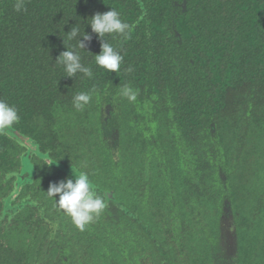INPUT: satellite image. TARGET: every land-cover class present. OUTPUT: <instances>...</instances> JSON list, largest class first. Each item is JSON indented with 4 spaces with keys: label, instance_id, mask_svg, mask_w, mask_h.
I'll list each match as a JSON object with an SVG mask.
<instances>
[{
    "label": "trees",
    "instance_id": "16d2710c",
    "mask_svg": "<svg viewBox=\"0 0 264 264\" xmlns=\"http://www.w3.org/2000/svg\"><path fill=\"white\" fill-rule=\"evenodd\" d=\"M14 3L15 0H0V99L18 108L24 130L34 136L39 135L42 120L48 124L59 121L61 131L83 122V112L74 109L72 97L89 90L92 82L96 85L101 72L94 63L101 41L87 24L96 13L115 8L129 23L126 38L106 39L123 56L125 83L141 84L143 93L145 84L157 85L155 92L164 107H169L171 99L176 109L180 108L187 84L182 78L183 70L191 59L196 76L200 68L205 69L206 76H214L217 72L211 69L218 68L224 56L219 54L217 42L235 45L234 71L218 72L228 77L223 83L229 89L228 96L232 95L228 101L232 100L236 110L234 121L219 120L225 157L229 160L231 154L234 156L235 167L226 176L230 186L222 188L217 163L206 158L197 171L202 183V189L198 188L196 181L181 169L176 136L169 137L172 144L168 173L172 174L178 195L175 214L180 221V232L175 230V223L172 230L186 258H190L189 264H264V161L258 153L260 144H248L243 134L251 129L261 137L264 132V123L254 121L261 103V86L250 92L245 86L248 73H252L250 67L264 68L262 4L254 0H26L27 11L17 13ZM79 22L81 30L85 28L92 36L90 42H85L87 51H81L83 61L92 66V79L64 76L63 68L55 63L66 50L61 35L66 37L64 32ZM129 67L131 72L126 71ZM109 82L113 83L111 79ZM169 120L166 113L161 131L168 127ZM230 127L236 129V135L226 140L223 133ZM49 137L52 141L56 138L53 134ZM68 143L60 140L52 146L62 148ZM61 151L68 157V152ZM190 207L197 213L188 224L185 211ZM12 261L9 249H0V264H13Z\"/></svg>",
    "mask_w": 264,
    "mask_h": 264
},
{
    "label": "flooded vegetation",
    "instance_id": "af4514ba",
    "mask_svg": "<svg viewBox=\"0 0 264 264\" xmlns=\"http://www.w3.org/2000/svg\"><path fill=\"white\" fill-rule=\"evenodd\" d=\"M254 1L264 7V0ZM216 47L219 54L224 53L218 68L211 69L216 75L206 76L200 68L196 76L193 59L185 66L186 92L178 109L171 99L169 107H164L155 92L157 85L145 84L143 93L141 84L125 83L122 67L118 74L100 68L96 85L92 82L89 87L96 92L83 111V122L61 131L59 121L48 124L42 120L39 135L34 136L19 119L9 134L0 132V249H9L13 264H189L172 230L175 223L180 232V221L175 214L178 195L168 173L172 144L168 139L176 136L181 169L198 188L202 189V183L197 171L206 158L217 163L222 188L230 186L226 176L235 167L234 156L225 157L219 120L234 121L236 110L223 83L228 77L218 72L234 71L237 48L222 42ZM249 71L245 85L249 92L261 86L254 121L264 123V73H260L264 68L258 65ZM125 85L138 91L135 102L118 95ZM166 113L170 120L161 131ZM49 134L56 136L54 141ZM243 134L248 144H260L258 153L264 161V132L261 137L251 129ZM223 135L226 140L235 138L236 129L230 127ZM60 140L69 145L52 146ZM73 169L87 172L100 194L111 193L105 209L83 231L46 193L52 182L72 176ZM196 213L187 208L188 224Z\"/></svg>",
    "mask_w": 264,
    "mask_h": 264
},
{
    "label": "clouds",
    "instance_id": "9594fccd",
    "mask_svg": "<svg viewBox=\"0 0 264 264\" xmlns=\"http://www.w3.org/2000/svg\"><path fill=\"white\" fill-rule=\"evenodd\" d=\"M13 7L17 13L26 12V0H15ZM87 24L90 25L92 33L97 34L101 41V51L94 55L95 65L106 69L108 72L118 73L123 56L106 37L120 36L126 38L131 26L121 18V14L115 8L104 13H96L87 20ZM64 33L67 34L66 37L61 36L64 39L66 50L60 53L55 63L63 68L64 76L72 78L81 76L92 79L94 75L92 66L86 64L81 55V51L87 49L85 42H90L92 36L85 31V28L83 31L81 30L80 22L74 25L70 31ZM69 41H75V43L69 44ZM132 70L131 67L126 69L128 72ZM95 92V87L87 91L76 92L72 97L74 109L77 112H83L91 104ZM118 95L126 98L129 102H135L138 91L125 85L119 89ZM19 119L18 108L6 100L0 99V132H11ZM46 193L49 198L55 200V204L60 210L71 217L72 222L81 231L84 230L85 225L91 223L94 218L102 213L106 207V197L111 194L105 192L102 195L97 192L93 188L88 173L77 172L74 169L72 176L59 182H52Z\"/></svg>",
    "mask_w": 264,
    "mask_h": 264
},
{
    "label": "water",
    "instance_id": "95a60500",
    "mask_svg": "<svg viewBox=\"0 0 264 264\" xmlns=\"http://www.w3.org/2000/svg\"><path fill=\"white\" fill-rule=\"evenodd\" d=\"M9 134V133H8Z\"/></svg>",
    "mask_w": 264,
    "mask_h": 264
}]
</instances>
